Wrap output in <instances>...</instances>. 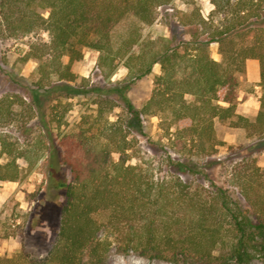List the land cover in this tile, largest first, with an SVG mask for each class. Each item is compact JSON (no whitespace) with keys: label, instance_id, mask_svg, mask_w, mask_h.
<instances>
[{"label":"trees","instance_id":"trees-1","mask_svg":"<svg viewBox=\"0 0 264 264\" xmlns=\"http://www.w3.org/2000/svg\"><path fill=\"white\" fill-rule=\"evenodd\" d=\"M210 1L208 16L196 8L183 22L193 26L189 38H145L144 29L173 0H0L1 35L48 32L49 42H33L29 52L39 58L42 76L76 80L72 63L83 57L84 48L99 52L98 66L106 76L121 62L126 67L124 78L113 82L126 124L109 123L108 142L99 151L86 146L94 133L85 131L66 133L59 144L52 130L40 132L28 147L0 132L7 158L0 163V180H19V158L31 169L46 149V181L57 191L61 209L56 239L42 262L19 250L0 256V264H106L110 243L100 236L102 212L107 230L126 252L203 264L264 258V173L254 161L233 167L238 196L213 181L207 189L194 187L186 177L194 170L190 156H205L217 142L216 121L264 136V0ZM212 42L219 44L220 60L211 54ZM249 59L260 64V107L253 120L236 108ZM156 63L160 71L152 94L136 107L128 88ZM12 106L9 97L0 99V121L13 118ZM152 116L160 118L171 146L168 163L179 173L171 179L156 180L142 164L129 162L137 152L133 129ZM47 207L42 205L36 224L49 222Z\"/></svg>","mask_w":264,"mask_h":264},{"label":"rangeland","instance_id":"rangeland-1","mask_svg":"<svg viewBox=\"0 0 264 264\" xmlns=\"http://www.w3.org/2000/svg\"><path fill=\"white\" fill-rule=\"evenodd\" d=\"M196 8L208 16L213 5L210 0H173L171 8L162 7L156 22L144 29V37L176 34L189 38L193 26L183 22L186 23L187 15ZM49 40L44 28L23 36L0 34V99L9 97L14 109L11 120L0 121V132H5L20 147H28L40 132L48 135L46 131L52 130L54 142L59 144L64 134L85 131L87 135L94 133L86 146L97 152L108 142L109 123L115 121L123 127L126 124L122 100L113 91V82L124 78L126 67L121 62L112 75L106 76L98 66L99 52L84 48L83 57L72 63V70L79 75L76 80L62 79L55 73L42 76L39 58L29 55L30 45L33 42L42 45ZM210 47L212 56L220 60L219 44L212 42ZM41 49L35 48V51ZM63 60L68 62L69 56H64ZM159 71L160 65L156 63L151 73L128 88V95L136 107H141L151 96L153 79ZM259 80V61L249 59L238 86L236 108L238 113L252 120L260 107ZM159 122L158 116L147 117L142 126L133 129L131 135L135 137L137 152L129 162L142 164L156 180L171 179L179 173L168 163L171 146ZM215 134L217 142L205 156H190L194 170L186 177L194 187L207 189L213 181L238 196L233 167L250 160L264 173V136H249L244 128L230 127L220 121L215 123ZM47 141L53 142L50 138ZM48 155V150L42 149L31 169L25 158H19L22 177L16 181L0 180V256L23 250L35 261L42 262L54 244L61 209L55 201L57 191L48 187L46 181ZM119 156L112 154L114 159ZM172 156L182 157L174 153ZM6 159L0 145V163ZM42 205H48L51 218L39 225L34 219L39 217ZM97 217L102 223L100 236L110 243L106 264H203L194 259L151 257L123 251L105 226L106 214L102 212ZM250 264H264V258H254Z\"/></svg>","mask_w":264,"mask_h":264}]
</instances>
